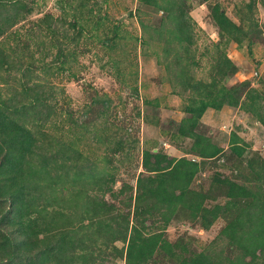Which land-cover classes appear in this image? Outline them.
Here are the masks:
<instances>
[{
  "label": "rangeland",
  "instance_id": "rangeland-1",
  "mask_svg": "<svg viewBox=\"0 0 264 264\" xmlns=\"http://www.w3.org/2000/svg\"><path fill=\"white\" fill-rule=\"evenodd\" d=\"M149 1L0 0V98L27 103L18 123L69 184L26 211L0 200L1 239L17 222L38 227L29 251L0 264L39 262L48 244L84 234L46 264H139L135 246L126 258L138 231L154 237L140 264H264V1ZM218 12L236 27L221 28ZM203 97L217 106L195 119L186 107ZM197 135L219 153L202 156ZM145 151L200 170L187 186L171 180L163 201L139 184L159 178ZM42 157L27 168L43 170Z\"/></svg>",
  "mask_w": 264,
  "mask_h": 264
},
{
  "label": "trees",
  "instance_id": "trees-1",
  "mask_svg": "<svg viewBox=\"0 0 264 264\" xmlns=\"http://www.w3.org/2000/svg\"><path fill=\"white\" fill-rule=\"evenodd\" d=\"M148 2L151 1L148 0ZM0 8L4 11H8V8L4 7V5L2 4H0ZM17 13H19V10L17 8L13 9L11 14L7 12V14L5 15L7 21L13 23L12 21H14V19L16 18ZM217 14H220L216 16L217 24L221 28L234 29L236 27V23L226 17L224 15V12H218ZM226 66H229L228 63ZM192 85L197 89H200L201 87V84L198 83ZM226 94L231 98L232 90L227 92ZM218 95L220 96L219 100L227 99L225 94L221 95L219 93ZM206 99V97H203L199 99L198 103L194 101L191 105L186 107V110L191 113L195 119L196 117L201 118L205 110L210 105L217 106V103L212 102V100ZM25 105H27V103L22 102L19 105H10L8 102L0 98V200H12L17 208H21V211H24L27 208L24 207L27 202L32 207L34 204L38 205V199L43 198V196L45 195H47L48 197L46 203L53 204L52 200H55L56 202L58 199V191H62L61 193L63 195H66L63 190L66 191L69 185L68 183H66V180L59 176L58 173L56 175H53L50 169L47 168L49 164V157L47 155H44L46 154L44 146L38 148L40 146L37 143V136L23 128L18 123L16 116L20 115V112L23 108H26ZM187 131L190 132V129H187ZM195 144L201 145L200 152L204 157H215L220 151V148H217L215 144L210 143L209 139L205 136L201 137L200 135H197ZM233 149L239 155H241L243 152V149L239 145H234ZM35 151L39 155L45 156L42 157L43 160L41 162L43 170H39L36 172L32 171L33 167L28 169V165L26 163V157H28ZM151 156H154L156 158L154 162L156 163V165L152 166L151 168L159 173V178L155 179L150 177L146 180L141 179L139 180V184L141 188L143 187L145 189V192L154 193L155 191H163L164 193L159 196L163 201L168 199L165 186L168 183H171V180L175 182H182L183 185L187 186L196 175V173L200 170L199 163L188 160L187 158L175 160L172 158L169 159L164 157L162 159L163 155L149 151L144 152V165L146 166V168H149L150 164H152ZM173 163H175V165L171 168L170 165H172ZM92 176L96 178L95 173H93ZM52 178L55 179L52 180ZM57 181H62L64 185H62L63 188H61L60 190L57 189L59 185ZM75 190H77V188H75ZM82 191L83 190H80V192ZM30 193L33 196L28 198V194ZM202 198L203 196H201V198L199 197V199L203 200ZM195 205L197 207L199 206L198 203H196ZM42 210L43 213H46L47 207L44 206ZM15 225H18V227H16L19 230L16 229V232L13 233V235H4L3 239L0 238V259L4 260L8 258L10 259V261L17 260V257L20 254L22 255L23 251H29L27 249H31L33 247V245L28 242V238L38 229L37 224L31 226L17 222L15 223ZM37 232L38 230L36 231V236ZM261 234L264 235V228L261 231ZM20 235H23L25 239L19 243L17 238ZM64 237L65 239H61L60 241H58L57 245L48 244L45 249L41 250V252L46 253V255L45 257H39V262L31 261L27 264H46L48 263V260L54 261L53 258H55L58 254L71 250L74 247L75 243L83 244V241L88 238V235H81L79 239L77 237L75 238V240L70 236L68 237L64 235ZM257 239H259V241L257 242L258 246H260L262 242L259 234L257 235ZM152 241H154V237H151L150 239L143 238V235L140 231L134 234V240L130 246L131 251L129 250V253H127L126 255L127 260H132V248L135 246L138 263H146V261H143L141 257L149 254L148 248L151 246ZM188 260L189 259H186L183 264H189L190 262L191 264H213L208 259H203V261L198 258H195L194 260L191 259V261Z\"/></svg>",
  "mask_w": 264,
  "mask_h": 264
}]
</instances>
